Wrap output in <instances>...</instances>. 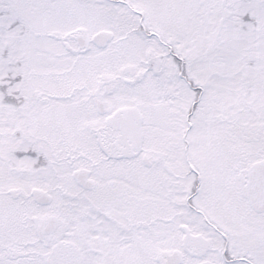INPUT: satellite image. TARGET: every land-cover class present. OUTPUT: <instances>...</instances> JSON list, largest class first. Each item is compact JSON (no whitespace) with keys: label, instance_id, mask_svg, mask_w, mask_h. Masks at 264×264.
<instances>
[{"label":"snow or ice","instance_id":"snow-or-ice-1","mask_svg":"<svg viewBox=\"0 0 264 264\" xmlns=\"http://www.w3.org/2000/svg\"><path fill=\"white\" fill-rule=\"evenodd\" d=\"M0 264H264V0H0Z\"/></svg>","mask_w":264,"mask_h":264}]
</instances>
